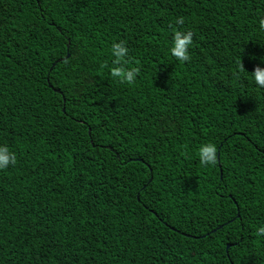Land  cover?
<instances>
[{
	"label": "trees",
	"instance_id": "1",
	"mask_svg": "<svg viewBox=\"0 0 264 264\" xmlns=\"http://www.w3.org/2000/svg\"><path fill=\"white\" fill-rule=\"evenodd\" d=\"M261 18L264 0H0V264H264ZM121 41L132 84L111 76Z\"/></svg>",
	"mask_w": 264,
	"mask_h": 264
},
{
	"label": "clouds",
	"instance_id": "2",
	"mask_svg": "<svg viewBox=\"0 0 264 264\" xmlns=\"http://www.w3.org/2000/svg\"><path fill=\"white\" fill-rule=\"evenodd\" d=\"M178 24H183V18L177 20ZM259 26L264 30V18L259 20ZM193 40L192 32H182L180 30L174 31L173 43L170 49L171 54L179 61L187 62L191 59L189 55V45ZM128 48L125 42L114 43L112 45V55L115 57L114 64L116 65L111 69V76L117 78L120 83L132 84L135 82L136 76L140 69L136 67L126 68L124 65L128 63L126 59L128 56ZM238 72L246 71L244 64L241 61L237 62ZM255 84L264 88V68L257 65L254 71L251 73ZM199 158L202 165L216 164L217 162V148L214 144H204L199 148ZM16 163V157L14 153H10L7 147L0 146V169L7 168L10 164ZM256 235L264 236V227H260L257 230Z\"/></svg>",
	"mask_w": 264,
	"mask_h": 264
},
{
	"label": "water",
	"instance_id": "3",
	"mask_svg": "<svg viewBox=\"0 0 264 264\" xmlns=\"http://www.w3.org/2000/svg\"><path fill=\"white\" fill-rule=\"evenodd\" d=\"M67 57H70V53L67 54ZM221 173H222V170H221ZM152 180V178H151ZM238 216H239V213H238ZM230 246V244L228 245V247Z\"/></svg>",
	"mask_w": 264,
	"mask_h": 264
}]
</instances>
